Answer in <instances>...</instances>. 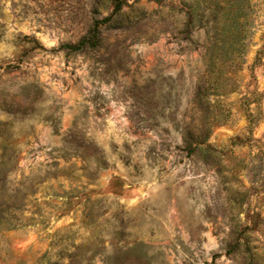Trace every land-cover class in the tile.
Instances as JSON below:
<instances>
[{"label": "rangeland", "instance_id": "374dc122", "mask_svg": "<svg viewBox=\"0 0 264 264\" xmlns=\"http://www.w3.org/2000/svg\"><path fill=\"white\" fill-rule=\"evenodd\" d=\"M119 2L0 0V264H264V0Z\"/></svg>", "mask_w": 264, "mask_h": 264}, {"label": "trees", "instance_id": "16d2710c", "mask_svg": "<svg viewBox=\"0 0 264 264\" xmlns=\"http://www.w3.org/2000/svg\"><path fill=\"white\" fill-rule=\"evenodd\" d=\"M115 9L118 10L120 7L119 0H113ZM236 5V11L233 12L232 18L235 20L236 17L241 14V4L238 2ZM233 6V4H232ZM192 22V14L189 17L188 23ZM239 28L231 29L230 31L224 30L223 28L215 30L213 33V44L211 47L210 55H213L216 50H221L223 53H229V49H237L235 43H238L239 36L242 33ZM94 36V34H92ZM91 36V37H92ZM94 41V39L92 40ZM89 44L90 42L86 39H81L77 44L71 45V49H80L83 45ZM219 45V46H217ZM235 47V48H234ZM213 50V51H212ZM10 170H0V225L5 227H14L20 225V222H16L15 212L19 210L23 205L24 193H20L19 189L9 190L6 186L5 178Z\"/></svg>", "mask_w": 264, "mask_h": 264}]
</instances>
